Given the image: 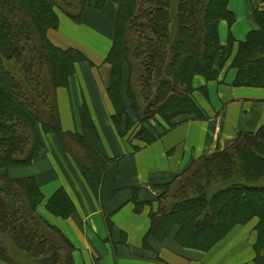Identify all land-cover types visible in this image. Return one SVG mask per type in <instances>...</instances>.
<instances>
[{
	"label": "trees",
	"instance_id": "trees-1",
	"mask_svg": "<svg viewBox=\"0 0 264 264\" xmlns=\"http://www.w3.org/2000/svg\"><path fill=\"white\" fill-rule=\"evenodd\" d=\"M76 1L0 0V169L30 166L43 148L39 132L42 127L45 134L57 136L79 165L91 189L98 194L107 161L82 135L63 130L58 100L54 98L53 103L49 100L43 73H34L36 64L41 70L43 66H49L54 79L60 86L67 87L70 77L75 74L76 64L86 60L80 51L62 50L48 43L45 31L59 27L56 7L63 3L69 11L60 12L79 24L89 7L102 9L108 3L118 6L114 46L107 59L112 66L108 94L116 111L113 122L121 135L139 124L141 128L135 138L145 145L157 140L146 126H151L150 122L156 117L161 116L168 128L204 118L192 97L193 80L197 76L207 81L218 79L234 46L232 38L226 46L221 45L219 26L223 21L233 25L236 17L229 10V0H183L179 17L171 13L173 0H96L95 4L92 0ZM253 19L259 28L240 44L232 62V67L238 71L235 87L264 88V10L255 11ZM214 21H217L215 27ZM173 22L180 26L175 37L169 30ZM38 26L45 28L37 30ZM32 32L39 34L40 43L36 37L31 38L35 47L24 49L20 40L22 37L29 39ZM12 59L22 64L28 78L38 83L37 89L33 88L39 93L42 108L23 93L20 84L7 70L4 61ZM123 66L135 67L142 72L135 82L140 88L144 109L137 107L134 94L130 93L132 70L127 72L125 85ZM151 82H156L154 90ZM124 85L128 105L123 98ZM263 153L264 128L257 133L241 134L225 150L194 162L176 181L191 171L178 189L175 202L171 206L165 204L168 192L176 183L160 198L163 199L160 210L151 215L149 236L163 241L178 227L175 238L180 246L207 252L233 227L257 218L255 264H264V185L257 184L264 173ZM197 164L200 165L196 167ZM216 177L228 185L216 193H209ZM0 182L3 183L0 187V225L5 227H0V264L22 263L16 259L14 251L37 260L33 251L39 256V250L44 251V247L51 245L46 231H57L35 214L43 196L31 178L13 180L5 175ZM191 190L195 194L188 196ZM11 201L17 203L16 210L11 207ZM47 208L66 219L75 210L64 191L56 194ZM65 241L70 248L69 262L74 264V247L69 240ZM46 261L40 259L39 264H47Z\"/></svg>",
	"mask_w": 264,
	"mask_h": 264
},
{
	"label": "crops",
	"instance_id": "crops-1",
	"mask_svg": "<svg viewBox=\"0 0 264 264\" xmlns=\"http://www.w3.org/2000/svg\"><path fill=\"white\" fill-rule=\"evenodd\" d=\"M251 0H229L233 25L219 26L222 46L234 40L233 57L248 35L258 30ZM118 6L87 8L79 24L62 12L59 27L49 37L55 46L75 49L86 61L75 66L69 85L58 91L61 126L82 135L107 161L98 194L89 186L55 134L39 127L43 148L30 166L0 169L13 180L34 179L43 201L37 212L58 227L74 247V264H255L257 218L233 227L211 250L184 248L176 241L178 227L163 241L149 236L151 215L161 208V197L194 162L223 151L241 134L264 128V88L235 87L238 71L229 62L216 81L197 76L193 100L204 118L168 128L161 120L146 125L157 137L150 145L136 140L139 124L121 135L109 97L112 66L107 61L114 46ZM244 20V22H243ZM125 70V85L128 81ZM123 86L126 105L127 89ZM123 127V126H122ZM3 183L0 182V187ZM64 191L75 210L67 219L48 210L49 201ZM16 210L18 205L11 201Z\"/></svg>",
	"mask_w": 264,
	"mask_h": 264
},
{
	"label": "rangeland",
	"instance_id": "rangeland-1",
	"mask_svg": "<svg viewBox=\"0 0 264 264\" xmlns=\"http://www.w3.org/2000/svg\"><path fill=\"white\" fill-rule=\"evenodd\" d=\"M72 1L77 2L76 0H71V2ZM251 1H252L251 4H253V7H252L253 8L252 9L253 10V13H255V11H257L258 9L264 10V1L263 0H251ZM95 2H96V0H92V3L93 4H95ZM182 9H183V0H181V2H180V0H173V6H172L171 13L174 14V15H176V17H179V15L182 12ZM60 10L69 11V10L66 9V7H65V5L63 3H60L58 5V7H56L55 13H59ZM73 13L76 14L77 12H73ZM216 23H217V21L212 22L213 27L216 26ZM39 27L42 28V29L45 28L44 26H38L37 27V30H38ZM179 28H180V26L176 22L175 23L173 22L172 24H170L169 25L170 34L171 33L174 34V35L171 34V36L175 37L176 36V33H178L177 32V29L179 30ZM56 31H57V29H49V30L45 31V34H46V38L48 40V43H50L53 46H55V44L51 41L49 35H50V33H54ZM38 35H39L38 33L32 32L31 37L29 39H27L25 37H22L21 40H20L21 47H23L24 49L26 47H35L34 44H36V43L35 42H31V38L36 37V41L40 43V40H39ZM55 47H57V46H55ZM62 50H68V49H62ZM233 52H234V46L232 47L231 53L228 56V58L226 60V63H225V65H224L223 68H225V66H227V64L229 62H231L232 60H234V58L236 57V55L233 57ZM27 59H29V55H27ZM4 63H5V66H6L7 70L12 74V76L16 79V81L22 87L21 90L23 91V93L24 94L26 93L27 97L31 101H33L39 108L40 107L42 108V100L38 97L39 93L36 92V89L38 87V83L34 82L31 78H28V76L25 75V73L23 72V66H22V64H18L17 62H15L14 59H12V60H5ZM217 66H219L218 65V62H216V67ZM125 70H126V73L128 71L130 73V71L132 70V75L130 73V80H131V76H132V80H131L132 90L130 91V93L131 94H134V97L136 99V105H137V107L138 108L141 107V109L142 108L144 109L143 106H145V104L142 101V97H141V93H140V88L138 87V83L135 82L136 79L142 74V72H141V70H139V69H137L135 67H132V68L130 67L128 69V68H125L123 66L122 67L123 76H124ZM34 73H35V75H40V73H43L42 74L43 75V79H44L43 80V83L45 84L44 87L47 90L48 98H49V100L51 102L54 101V98L57 101L58 100L57 99L58 91H59V89L64 88V86H60V84L54 79L53 72H52V68L49 67V66H43V70H41V67L38 64H36L34 66ZM73 76L74 75H72V77ZM154 76H155V74H154ZM27 80L29 81V84H28ZM129 83H130V81H129ZM151 84L153 85V90H154V86L156 85V82L154 84L151 82ZM33 87H36V89L34 90ZM156 120H161L162 123L165 124V121L163 120V118L161 116L156 117ZM156 120H153V121L155 122ZM73 149H75V151H76V148H74V146H73ZM263 155H264V153H263ZM71 158L74 160L73 157H71ZM74 162H75V164L79 168V165L76 163L75 160H74ZM198 165H200V164H197L196 167ZM79 170H80V168H79ZM80 172H81V170H80ZM190 173H191V171H189V173H187L186 175H184L182 177V179L175 184V186L171 189V191L168 192V195H167L168 198H167V200H166L167 202H165V204H167L168 206H171L175 202L174 200L177 199V191H178V189L186 181V179L188 178V176L190 175ZM81 174H82V172H81ZM261 176L263 178H261L259 181H257V184L258 185H264V173H262ZM216 178H218V177H216ZM235 178L237 179V177H235ZM227 185H228V183L227 182H223L222 181V178H218V179L214 180V182L211 184V187L209 188L208 192L209 193H216L217 190L223 189ZM194 194L195 193H194L193 190H191V191L188 192V196H191V195H194ZM164 199H166V197ZM37 209H38V207H37ZM35 214L38 217H40V215L37 212V210L35 211ZM51 214L53 216L57 217L55 214H53V213H51ZM42 219H44V218H42ZM63 219H66V218H63ZM47 223H48V225H51L49 222H47ZM51 226H53V225H51ZM0 227L2 229L5 228V227H2L1 225H0ZM53 227L56 228L57 231H52V232L51 231L50 232L46 231L47 238L49 239L51 245H53V246L50 245L49 247H44L45 248L44 251L39 250L37 252L39 256H37V254L35 253V251H33V254L35 255V258H37V260L36 259H29L30 257H29L28 254H22L21 252H15L14 250H12L15 247L11 244L12 245V247H11L12 249L11 250H12V252L14 251V253H15L14 255L16 256V259L19 260L20 262H22V263H19V264H39L40 259L47 260L48 261L47 264H70V262H69L70 261V258H69L70 248L68 247L69 245L66 243L67 241H65V239L68 240V238L64 235V233L58 227H56V226H53ZM1 238H2V235L0 234V239ZM8 243H10L9 240H8ZM53 256H55V257L52 258Z\"/></svg>",
	"mask_w": 264,
	"mask_h": 264
},
{
	"label": "bare ground",
	"instance_id": "bare-ground-1",
	"mask_svg": "<svg viewBox=\"0 0 264 264\" xmlns=\"http://www.w3.org/2000/svg\"><path fill=\"white\" fill-rule=\"evenodd\" d=\"M243 22H244V20H243Z\"/></svg>",
	"mask_w": 264,
	"mask_h": 264
}]
</instances>
